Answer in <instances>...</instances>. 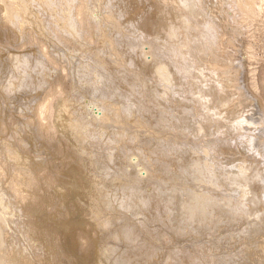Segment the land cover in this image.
Returning a JSON list of instances; mask_svg holds the SVG:
<instances>
[{
    "label": "bare ground",
    "instance_id": "1",
    "mask_svg": "<svg viewBox=\"0 0 264 264\" xmlns=\"http://www.w3.org/2000/svg\"><path fill=\"white\" fill-rule=\"evenodd\" d=\"M240 2L0 0V264H63L53 229L97 264H264Z\"/></svg>",
    "mask_w": 264,
    "mask_h": 264
},
{
    "label": "rangeland",
    "instance_id": "2",
    "mask_svg": "<svg viewBox=\"0 0 264 264\" xmlns=\"http://www.w3.org/2000/svg\"><path fill=\"white\" fill-rule=\"evenodd\" d=\"M248 1H249V3H247ZM251 5H252V7H250ZM240 8L243 9L244 12L246 11V15L244 16V14H241L242 12L237 13L238 16L236 18V19H238L237 21L244 24V27H241V28L239 27L240 29L238 28L240 35L242 34L241 36L238 37V41H240V42L239 43L234 42L236 45H238L239 52H233L232 53V51H229V53L231 55H233V57L238 58L239 60H240V58L242 59L241 61L244 63V66H245L247 83L252 82L255 85V87L257 85L258 88L256 87L257 89H256L255 93L259 97V100L262 103L263 108H264V0H241ZM250 8H252V9H250ZM254 9H256V10H254ZM251 10H252V12H251ZM256 16H258V17L256 18ZM250 36H253V37H250ZM12 39H13L12 37L9 39H5V37L1 36L0 37V44H1L0 49L4 50L6 40L9 41ZM17 43H19V41L13 42V45L14 44L18 45ZM2 46H3V48H2ZM247 46H249V47L247 48ZM3 55H5V54H3ZM248 57L250 58V60ZM252 57L255 60H253ZM233 65L235 66L236 64L234 63ZM246 66H248V67H246ZM249 74H251V76ZM252 76L254 78H252ZM57 81L59 84L61 83L63 85V88L68 89V81L66 79H64L62 75L60 78H57ZM55 83H53L54 85L52 87H56L57 84L55 85ZM41 96L42 95H40L36 99L33 98V100L32 99L28 100V102L30 101L29 103L34 105V103H36V101L38 102L41 99ZM5 107L6 106L4 104H2L0 106V113L3 114L4 111L8 112V110H10V108H8V107H6V108H8V110H6ZM1 109H3V110H1ZM27 114H28V116L31 115V113H27ZM51 194H49V197L51 196ZM55 211H56L55 206H52V208L50 207L46 212L41 213V214L38 213V216L36 218H34V221L38 222V224H39L40 220L43 219V221H45V224H43V226H46L48 228H53V226H55L54 224H59L60 222L62 223V222L68 221V216H66L64 212L58 213V211H56L57 217L53 216L52 212H55ZM46 216L48 218L49 217L50 218L46 219ZM34 217H35V214H34ZM50 226H52V227H50ZM159 226L162 228L161 224H159ZM88 231H87V233H89L91 235L92 230H90L89 232ZM52 233H54L52 235L55 236L56 242L58 243V246L60 248L58 250L60 257L58 256V258L63 264H80L81 262H83V259L87 258L86 256L83 255L84 252L82 250H80L79 248H75V250H73V248H72L73 251H71L68 248V245L65 242V236H64L65 232H63V230L60 231L59 229L58 230L53 229ZM79 234H81V233H79V232L76 233V239H78ZM177 243H178V246L182 247V248L188 247L190 245V242H188L186 238L176 239L172 245H175V244L177 245ZM185 244H186V246H185ZM92 250H93L92 248H91V250H88L89 251V254H88L89 258H87V259H89L88 263L89 264H97V263H95V258L91 255L92 253H90ZM157 264H159V263L157 262Z\"/></svg>",
    "mask_w": 264,
    "mask_h": 264
}]
</instances>
